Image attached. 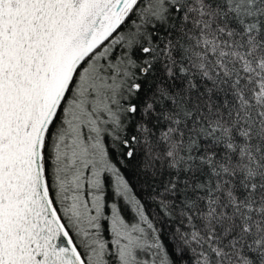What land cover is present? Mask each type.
<instances>
[{
	"label": "snow or ice",
	"instance_id": "6c2138e0",
	"mask_svg": "<svg viewBox=\"0 0 264 264\" xmlns=\"http://www.w3.org/2000/svg\"><path fill=\"white\" fill-rule=\"evenodd\" d=\"M0 264H264V0H0Z\"/></svg>",
	"mask_w": 264,
	"mask_h": 264
}]
</instances>
